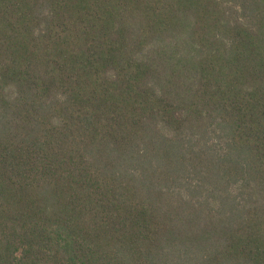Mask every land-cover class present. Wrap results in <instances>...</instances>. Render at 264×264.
<instances>
[{"label": "trees", "instance_id": "trees-1", "mask_svg": "<svg viewBox=\"0 0 264 264\" xmlns=\"http://www.w3.org/2000/svg\"><path fill=\"white\" fill-rule=\"evenodd\" d=\"M0 264H264V0H0Z\"/></svg>", "mask_w": 264, "mask_h": 264}]
</instances>
